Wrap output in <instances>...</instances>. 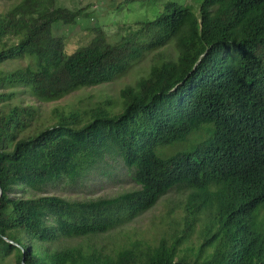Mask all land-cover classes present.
<instances>
[{
  "label": "trees",
  "instance_id": "trees-1",
  "mask_svg": "<svg viewBox=\"0 0 264 264\" xmlns=\"http://www.w3.org/2000/svg\"><path fill=\"white\" fill-rule=\"evenodd\" d=\"M141 1L159 7L156 15L115 41L95 26L70 53L52 27L76 23L81 10L19 0L0 11V64L25 61L0 68V264L10 257L14 264H264V0L125 3ZM168 46L121 89L120 108L58 113L53 123L42 116L41 103L108 82ZM16 89L36 103L11 104ZM199 130L202 138L177 147ZM114 157L137 188L84 200L36 195L48 184H75ZM174 187L190 192L183 227L170 240L114 249L90 241ZM19 188L29 194L17 195ZM205 209L202 239L183 250Z\"/></svg>",
  "mask_w": 264,
  "mask_h": 264
},
{
  "label": "rangeland",
  "instance_id": "rangeland-1",
  "mask_svg": "<svg viewBox=\"0 0 264 264\" xmlns=\"http://www.w3.org/2000/svg\"><path fill=\"white\" fill-rule=\"evenodd\" d=\"M19 0H0V11H4ZM58 4L73 10H81L84 17L72 25L54 23L52 30L56 36H65L63 47L66 53L74 51L77 47L88 43L94 34V27L98 26L106 33L108 41L119 40L130 27L136 26L142 19H150L156 15L158 8L151 7L147 1L125 3V0H56ZM157 1V0H156ZM180 1V0H178ZM188 1V0H181ZM143 2V3H142ZM183 3V2H182ZM159 6V2L157 1ZM169 49L161 48L148 51L144 58L136 61L123 72L117 74L113 79L102 84L81 87L62 96L61 98L41 103V114L49 119V123L55 121L52 116L58 113L81 112L95 106L106 108H120V91L123 87L134 85L150 68V64L162 55H166ZM25 64L24 60L8 61L0 64L2 69H11ZM17 93L10 100L11 104L36 103L35 98L22 89H16ZM205 135L199 130L189 135L188 140L177 147L186 148ZM118 157L112 158L109 165L104 168L90 170L85 176L79 177L75 184L64 181L56 182L54 185H46L42 191H36V195L52 194L69 200H84L97 197H112L118 193L137 188V184L131 179L129 170L121 164ZM23 188L17 190L18 194L28 195L29 192ZM187 189L171 188L162 195L157 202L146 211L134 216L132 220L124 223L118 228L93 237L90 241L104 244L109 249L118 246H127L131 241L137 240L142 243L154 244L161 237L170 240L174 233H178L183 227L186 213ZM264 214V211L262 212ZM209 212L205 209L197 213L195 224L191 233L182 241L180 247L184 250L198 244L201 238V229L206 222ZM67 243V242H64ZM60 244H49L55 247ZM1 264H14V258H6Z\"/></svg>",
  "mask_w": 264,
  "mask_h": 264
},
{
  "label": "water",
  "instance_id": "water-1",
  "mask_svg": "<svg viewBox=\"0 0 264 264\" xmlns=\"http://www.w3.org/2000/svg\"><path fill=\"white\" fill-rule=\"evenodd\" d=\"M0 195H1V188H0ZM6 240L9 241V242H11V243H13V242H12L10 239H8V238H6ZM13 244H15V243H13ZM16 245L19 246L17 243H16ZM21 264H25V263H24V258H22V260H21Z\"/></svg>",
  "mask_w": 264,
  "mask_h": 264
}]
</instances>
